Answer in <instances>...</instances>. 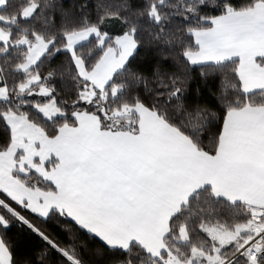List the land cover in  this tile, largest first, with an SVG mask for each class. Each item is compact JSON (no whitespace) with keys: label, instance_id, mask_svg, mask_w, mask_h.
<instances>
[{"label":"snow or ice","instance_id":"snow-or-ice-1","mask_svg":"<svg viewBox=\"0 0 264 264\" xmlns=\"http://www.w3.org/2000/svg\"><path fill=\"white\" fill-rule=\"evenodd\" d=\"M22 3L0 19L16 28L0 31V264H264V203L228 227L248 199L239 132L258 117L264 135L245 74L264 77V46L244 51L264 44V0H97L78 24L66 0ZM157 123L187 149L150 152Z\"/></svg>","mask_w":264,"mask_h":264},{"label":"crops","instance_id":"crops-1","mask_svg":"<svg viewBox=\"0 0 264 264\" xmlns=\"http://www.w3.org/2000/svg\"><path fill=\"white\" fill-rule=\"evenodd\" d=\"M264 46L257 42H251L245 46V56L248 50ZM247 63V60L245 61ZM247 80L250 86L260 87L264 86V77H258L245 70ZM258 117H250L248 123L239 132V135L244 138L247 145L246 151L243 153H236L233 155V162L239 168V174L233 177V183L236 189L243 193L248 199H238L236 202L243 204L247 209L252 206V203H264V182L257 178V174L264 172V135L259 124H257ZM161 127L159 123L152 131L153 142L149 149L152 153L176 154L178 151H185L187 149L186 141L177 133L169 132L168 136L161 135ZM124 131L132 132L133 129L121 125ZM41 135L43 132L41 131ZM43 143L41 148H43ZM244 226V225H243ZM247 234V233H245Z\"/></svg>","mask_w":264,"mask_h":264},{"label":"trees","instance_id":"trees-1","mask_svg":"<svg viewBox=\"0 0 264 264\" xmlns=\"http://www.w3.org/2000/svg\"><path fill=\"white\" fill-rule=\"evenodd\" d=\"M33 3H39L40 0H32ZM97 2V0H66L67 6L73 9V16H72V21L74 23H79L80 16H81V5L86 4V5H94ZM243 2V0H241ZM31 4H23L22 0H11V3L7 8H0V19L3 20H12L15 22V17L17 15L22 16V12L25 8L30 6ZM83 13L85 15H89L91 17V21L94 22L95 20V9L94 7L89 6L88 8H85L83 10ZM25 21L21 20L19 21V24L23 25ZM86 25L91 26L90 21H85L84 22ZM1 27L6 29L7 31L11 30L13 33H16V28L14 26V23H3L0 24ZM175 25H170L169 27H174ZM83 47L88 48L90 45L84 44ZM14 52H16L17 57H19V53L21 49H13ZM154 59L153 57V52L151 49H147L141 52V54L137 57V61L141 64V67L147 69L152 60ZM232 65L231 64H226L225 68H230ZM212 86V82H209L208 90H210ZM193 123H197L195 119L192 121ZM48 128V133L51 135L53 134V129L50 126H45ZM215 134V129H212L209 133H206L208 137H211ZM197 139H199V136H197ZM204 146L207 147L209 150H211L214 147L213 143H209L208 140L204 141ZM209 189L205 188L204 192H207ZM248 209L241 203L236 202L235 203V210L232 215L228 217V227H234V226H243L247 222V216H246V211ZM247 235V234H245ZM170 247L174 246V241L168 240L166 241ZM144 264H151L150 260L145 257L144 258Z\"/></svg>","mask_w":264,"mask_h":264},{"label":"rangeland","instance_id":"rangeland-1","mask_svg":"<svg viewBox=\"0 0 264 264\" xmlns=\"http://www.w3.org/2000/svg\"><path fill=\"white\" fill-rule=\"evenodd\" d=\"M30 10H31V5L28 6L27 8H25V9L23 10L22 15H24L26 12H28V11H30ZM0 31L5 32V33L7 32V30L4 29V28L1 27V26H0ZM240 227H243V226H240Z\"/></svg>","mask_w":264,"mask_h":264},{"label":"built area","instance_id":"built-area-1","mask_svg":"<svg viewBox=\"0 0 264 264\" xmlns=\"http://www.w3.org/2000/svg\"><path fill=\"white\" fill-rule=\"evenodd\" d=\"M248 234V233H247Z\"/></svg>","mask_w":264,"mask_h":264}]
</instances>
